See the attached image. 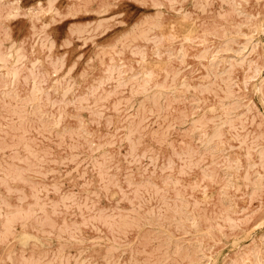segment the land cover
I'll use <instances>...</instances> for the list:
<instances>
[{
	"label": "rangeland",
	"instance_id": "rangeland-1",
	"mask_svg": "<svg viewBox=\"0 0 264 264\" xmlns=\"http://www.w3.org/2000/svg\"><path fill=\"white\" fill-rule=\"evenodd\" d=\"M75 3L89 30L52 47V13L0 17V54L19 36L61 83L0 77V264H241L264 231V161L235 138L264 130V0Z\"/></svg>",
	"mask_w": 264,
	"mask_h": 264
},
{
	"label": "bare ground",
	"instance_id": "bare-ground-1",
	"mask_svg": "<svg viewBox=\"0 0 264 264\" xmlns=\"http://www.w3.org/2000/svg\"><path fill=\"white\" fill-rule=\"evenodd\" d=\"M55 1L56 0H38L35 3H30L26 6H24L23 4H21L17 0H0V17L3 16L5 18V20L6 19L7 20H14L16 18H19L20 16L28 15V16H30L29 19L32 20L33 16H36V18H37V16H39V15L41 17V14L44 15L46 13H52V17H51L52 20L51 21L54 23H57L55 25V28L50 29V22L51 21L50 22L48 21V22L42 24L41 34H38V38H40L39 42L42 45H46L48 47H52L54 45L53 43L48 41V39H47L48 36L50 35V33L53 30L55 33L56 29L59 28L60 26H63L64 31H67L69 33H77L78 34V33H81L83 30H89V27L86 25L84 27L71 26V25H69L71 23V21H67L65 19L67 16L73 17L75 15V13L78 9L77 5L75 3L76 0H68L67 2H65L66 3V9H63V7H62L60 10H58L57 7L55 6V4H54ZM125 3H127V2H125ZM199 5L202 7H205L206 2H204V1L200 2ZM261 23H262V21H261ZM32 26H34V25L32 24ZM10 27H11L10 23L7 24L6 32L10 31ZM96 27L100 28L101 31H105L107 29L108 25L105 23V19L99 18L96 21ZM261 27L262 26L260 25V28ZM261 31H263V30H261ZM185 36L187 38L191 39V38L198 36V35L195 31V28H190L187 32V35H185ZM9 37L11 38V42H10L11 47L9 49L7 48L8 50L5 51L3 54H0V69L4 68V70H1L0 77L4 78L5 84L15 85L17 82H25V83L31 84L32 87H35V90H37V91L40 90L39 85L42 82H45V83L49 82V84L51 86L61 84L60 81L58 80L59 78L54 80V81H52V78H51V74L55 73L58 69L56 62L52 63L50 65L49 69L46 66L43 67L42 60L39 58V56L32 57L31 51L26 50L23 47V44H21L20 39H18L19 36L16 38V37H13L12 35L9 34ZM69 41H70V39L65 37L62 44L65 45ZM100 41H102V40H100ZM178 51L181 52L182 54H184V52L186 50L182 45H180L178 48ZM202 56L204 57L205 55L203 54ZM60 62L62 63L61 59H60ZM50 69L52 70V72ZM67 69H68V67H67ZM148 74L150 76H152L151 75L152 72H149ZM240 79H241V77H240ZM255 90H257V89H255ZM217 119H219L222 123H229L227 118L224 116L217 115ZM240 123H241V128L243 129L245 127V125L243 124L242 118H241ZM208 136L209 137L207 139V143H209V144H211V143H216V144L221 143L222 144L223 142H221V140H223V141L225 140L226 143L223 144V147H226V146L230 147V145H231L229 139H224L222 131L217 129V128H215ZM235 138L238 139L239 143L244 147V149H245L244 154H245V157L247 160L250 161L253 158V156L255 154H257L258 158L261 161H264V130L263 129H258V130H255L254 132L246 131L244 133H241L240 135H237ZM251 141L254 143L253 148L256 147V149H257V147H258V149L256 150V153L250 151L252 149V147L250 146ZM236 161L237 162L239 161L238 165L241 166V159L237 158ZM252 163L253 162H249L248 165L252 166ZM243 177L247 181H250V177H249V174L247 172L244 174ZM254 184H255V189H253V191H258L262 186V181L261 180L256 181V183H254ZM260 201L262 202L263 200L261 199ZM257 225H258V223H257ZM237 255L239 257H241V264H244V263H247V264H264V231L259 233L256 237L252 238L251 241L247 245L243 246L241 249V255L238 253H237ZM251 255H253V257H251Z\"/></svg>",
	"mask_w": 264,
	"mask_h": 264
}]
</instances>
